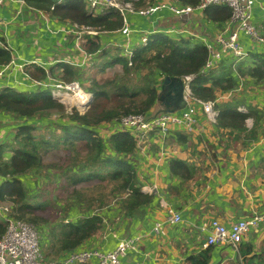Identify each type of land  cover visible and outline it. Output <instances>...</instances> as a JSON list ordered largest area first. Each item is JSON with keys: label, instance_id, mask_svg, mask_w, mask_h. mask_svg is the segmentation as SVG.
Wrapping results in <instances>:
<instances>
[{"label": "trees", "instance_id": "1", "mask_svg": "<svg viewBox=\"0 0 264 264\" xmlns=\"http://www.w3.org/2000/svg\"><path fill=\"white\" fill-rule=\"evenodd\" d=\"M178 1L184 5L196 6L200 0ZM25 2L35 9L49 12L62 21L91 27L97 32L114 31L123 25L122 17L117 11L90 14L83 0H64L63 4L55 0ZM144 3L145 0L134 1V6L140 7ZM202 14L204 19L212 23H222L230 18L231 9L227 5L209 6ZM100 35H94L93 39L88 36L91 40L87 39L86 43V51L101 58L97 72L104 73L107 68L119 64L122 74L102 79L91 77V85L86 91L92 93L93 100L84 113L80 114L75 109H71L70 113L66 112L64 104L53 98L50 90L40 88L28 92L10 87L0 89L1 113L16 118H30L29 122L20 123L16 127L9 142L0 143V176L3 178L0 184V202L11 206L14 217L35 226L46 225L42 216L34 214L35 210L43 208L46 203L38 196L32 197L36 204L30 202L31 194L22 178L29 171L48 172V167H51L62 173L67 172L64 176L67 184L73 189L81 184L108 187L104 194L91 193L79 197L75 192L71 198L83 212L77 214L75 211V216H70L69 211L68 222L50 227L48 233L45 227L42 228V247L45 248L44 255L47 258H58L73 251L100 233L103 222L101 213L106 208L116 206L120 215L133 217L139 209L152 201V196L139 188L134 163L138 148L135 138L124 130L114 131L104 137L98 133L101 124L129 113L152 112V115H156L166 111V106L159 101L161 93L156 75L162 78H181L194 74L191 91L194 96L204 101L217 99L218 92L228 90L236 83L230 74L234 68L231 60V65L227 67H224L226 65L220 60L216 68L204 73L201 71L208 58V50L192 36L170 37L163 33H153L145 45L135 47L129 65L119 47L102 46ZM255 56V66H236V72L240 76L249 75L260 84L264 82V56ZM10 59L9 50L0 47V65L9 63ZM58 65L61 71L54 74L55 70L51 68L49 72L52 75L67 82L81 78L75 67L63 62ZM221 69L222 72L218 73ZM25 70L33 79L47 77V72L37 66L28 65ZM237 104L231 101L217 102L215 108L218 116L215 124L226 131V139L234 141L239 151L262 130L264 109L247 106L246 111L242 112L237 109ZM247 118L252 120L250 128L246 125ZM40 120L43 124L53 126L54 130L49 135L52 139L45 137L42 132H37L39 126L34 122ZM47 124L44 125L46 128ZM6 152L10 153V156L5 159L3 155ZM50 153H54L56 157L53 164L46 165L44 157ZM187 166V162L176 158L169 162L173 175L190 176ZM257 168L264 173V154L259 158ZM5 227V222L0 219V235L5 231ZM213 248L209 246L197 253L188 254L182 264H209ZM250 251L251 246H238L241 256ZM257 264H264V249L258 255Z\"/></svg>", "mask_w": 264, "mask_h": 264}, {"label": "crops", "instance_id": "2", "mask_svg": "<svg viewBox=\"0 0 264 264\" xmlns=\"http://www.w3.org/2000/svg\"><path fill=\"white\" fill-rule=\"evenodd\" d=\"M134 1L140 0H132L133 6ZM155 1L145 0L143 5L134 8L141 9ZM251 18L264 35V0L254 2ZM127 19L132 30L131 38L135 42L142 32L166 34L165 31L170 28L174 31L169 34L170 37H198L203 43L213 41L227 25V20L222 23L206 20L197 10L180 17L171 16L168 10L157 11L149 17L128 14ZM71 25L47 11L33 8L25 0H0V45L8 48L12 60L17 62L40 57L45 62V71L57 67L54 74L61 71L58 65L61 62L76 69L82 68L79 64L83 60V51L77 40L78 34L72 31ZM120 38L119 31L114 30L102 33L99 41L102 46L115 47ZM241 43L252 58H257L255 54L264 56V44L255 43L244 35L241 36ZM34 54L39 55L32 57ZM229 60L233 62L230 74L236 83L232 88L217 93L218 102L238 103L237 109L242 112L247 106L264 109V82L258 84L249 75H238L236 66H252L236 64L230 57L221 59L226 65L224 67L231 65ZM221 72L222 69L218 73ZM156 78L161 77L156 75ZM4 87L28 92L40 90L33 80L24 79L15 69L7 70L0 78V89ZM196 112L191 133L183 129H176L167 136L151 132L138 142L134 155L136 176L140 190L151 195L152 201L133 217L120 215L116 206L106 208L101 213L100 233L89 238L83 246L108 251L114 249L120 239L138 237L139 252L123 259V264L130 261L182 264L188 254L206 249L202 243L207 233L202 227L210 219H218L228 226L240 217L264 211V173L257 168L259 158L264 154V122L257 136L237 151L234 141L226 139L225 130L210 123L201 110ZM29 120L0 112V142L4 137L9 138L20 123ZM15 121L19 123L13 125ZM246 125L251 127L250 118L246 119ZM9 155L6 152L3 156L6 159ZM174 158L187 162L190 176L171 174L169 162ZM2 181L0 176V184ZM143 187H146L145 190ZM147 188H155V192L151 193ZM168 208L181 216L179 224L167 222ZM69 215L74 216L75 211L71 210ZM156 223H159L157 231L154 229ZM241 245L251 246L250 253L241 256L228 244L213 246L209 264H257L258 255L264 249V224L257 232L246 236ZM63 255L65 253L60 256Z\"/></svg>", "mask_w": 264, "mask_h": 264}, {"label": "built area", "instance_id": "3", "mask_svg": "<svg viewBox=\"0 0 264 264\" xmlns=\"http://www.w3.org/2000/svg\"><path fill=\"white\" fill-rule=\"evenodd\" d=\"M55 1L59 4L64 2V0ZM255 1L200 0L196 6H190L180 3L178 0H157L141 9H135L129 0H83L85 8L90 14H104L115 10L122 17L123 25L115 30L121 34V38L115 43V47L120 48L129 65L135 47L145 45L152 31L142 32L139 40L135 42L131 38L132 30L128 24V14L149 17L157 11L168 10L171 16L180 17L195 10L202 12L209 6L227 5L231 9V16L226 21L225 30H220L213 41L203 42L208 50V59L201 70L203 73L205 70L215 67L223 57H230L236 64L242 63L243 65L255 66L256 59L249 55L241 43V36L244 35L255 43L264 44V35L251 18V10ZM71 26L72 31L78 34L77 40L80 49L83 51V60L79 64V67H83L93 55H96L86 51L87 39L91 40L94 35L108 33V31L97 32L91 27L78 26L74 23ZM165 32L169 35L174 31L169 28ZM84 35L87 36L83 37ZM195 39L200 42V38L195 37ZM44 63L40 57L25 62H17L11 58L9 63L0 65V78L7 70L15 69L22 74L24 79L33 80L37 87L42 88V90H50L52 97L62 104H70L69 110L75 109L80 114L87 111L93 100V95L82 88L79 80L67 82L52 75L49 70L46 71L47 77L45 79H33L23 69L25 66L34 65L45 70ZM194 78V74L184 75L180 78L183 84L182 98L185 104L183 108L172 112L162 111L156 115H152V112L122 115L110 122L101 124L98 133L106 137L117 130L128 131L137 143L146 138L151 132L167 136L176 129H183L187 133H191L196 122V111L198 109L204 113L210 123H216L218 111L215 105L218 98L204 101L194 96L191 91V82ZM76 96L81 97V99L73 101L72 98ZM239 109L245 110L244 108ZM160 152L163 153V150ZM145 188L143 187L144 190ZM147 190L151 193L155 192V188H147ZM161 203L164 205V201ZM0 218L6 226L5 231L0 235V264H123V259H129L130 254L139 252V238L125 237L120 239L112 250L101 251L81 246L58 258H47L42 250V234L44 231L40 227L14 217L11 206L4 202H0ZM166 220L175 225L179 224L182 218L174 209L168 208ZM65 222H68V220H65ZM263 224L264 211L252 212L247 216L238 218L228 226L218 219L212 218L202 227V230L207 233L202 247L228 244L234 251H238V246L243 239L249 234L257 232ZM158 228L159 223H156L155 231ZM127 264H141V262L130 261Z\"/></svg>", "mask_w": 264, "mask_h": 264}, {"label": "rangeland", "instance_id": "4", "mask_svg": "<svg viewBox=\"0 0 264 264\" xmlns=\"http://www.w3.org/2000/svg\"><path fill=\"white\" fill-rule=\"evenodd\" d=\"M86 36V35H85ZM28 36H26L27 38ZM29 40H27L28 42ZM81 44V42H80ZM82 45V44H81ZM39 54H34V56H38ZM101 62V58L97 57L96 55H93L92 58H90V61L85 65V67L78 68L77 71L80 74L81 78L79 79L80 84L82 85V88L86 90V88H89L91 85V77H94L96 79H102L106 77H111L115 74H122V69L119 64H116V66L107 68L104 73L97 72L96 68ZM34 66V65H32ZM26 66L23 68L25 71ZM57 67L55 68L56 71ZM156 75V74H155ZM135 77V75H134ZM137 78V77H136ZM162 78V77H161ZM159 78V79H161ZM158 79V80H159ZM134 80V79H133ZM158 87L160 85V82L157 83ZM75 99V98H74ZM70 104L64 105L65 111L70 113V110L68 109ZM161 106V104H160ZM157 105L154 107L153 110H155ZM152 111V110H151ZM12 122V121H11ZM51 122V121H49ZM19 123L18 121H15L13 125ZM36 126H39V129H37V132H42L45 137L52 139V136H49L51 131L54 130L53 126L51 124H47V128L44 126L46 124H43L40 120L34 122ZM44 126V127H43ZM56 130H60L55 128ZM14 136L13 131L9 135V138L4 137L2 142L0 143H6L9 142ZM61 154V153H60ZM62 155V154H61ZM10 156V155H9ZM55 154L50 153L47 156H45V164H53L55 159ZM51 169V171H50ZM51 167H48L47 171L41 170L38 171H29L25 173L22 178L24 180V184L28 188L30 192V202L32 201V197L38 196L40 197V200L46 205L43 208H40L38 210H35L34 214L42 216L45 221L46 225H37L41 229L46 228L47 233L50 231V227L55 226L61 222H65V220H69L70 216L68 215V212L71 210L77 211V214L83 212V209L81 207H78V205L75 203V201L72 200V196L74 197V193L76 192L79 194V197L88 196L91 193H102L104 194L108 187H99V186H86L87 184H81L77 186L75 189L73 187L69 186L67 184L66 178L64 176L67 175V172L62 173L60 170H55ZM50 171V172H49ZM58 173V174H57ZM92 184V183H90ZM34 202V201H32ZM43 203V204H44ZM110 203V201L108 202ZM36 204V202H34ZM257 210V209H254ZM253 211V210H252ZM75 216V215H74ZM79 218V217H78ZM77 218V219H78ZM76 219V220H77ZM60 226V225H59ZM43 253L45 252V248L42 247ZM238 253V251H235Z\"/></svg>", "mask_w": 264, "mask_h": 264}, {"label": "water", "instance_id": "5", "mask_svg": "<svg viewBox=\"0 0 264 264\" xmlns=\"http://www.w3.org/2000/svg\"><path fill=\"white\" fill-rule=\"evenodd\" d=\"M183 84L180 78L164 77L160 84L161 103L166 106V111H174L184 107L182 98ZM164 96V99L162 98Z\"/></svg>", "mask_w": 264, "mask_h": 264}, {"label": "bare ground", "instance_id": "6", "mask_svg": "<svg viewBox=\"0 0 264 264\" xmlns=\"http://www.w3.org/2000/svg\"><path fill=\"white\" fill-rule=\"evenodd\" d=\"M74 98H75V99H74ZM72 99H73V101H79V100L81 99V97L76 96V97H73Z\"/></svg>", "mask_w": 264, "mask_h": 264}, {"label": "flooded vegetation", "instance_id": "7", "mask_svg": "<svg viewBox=\"0 0 264 264\" xmlns=\"http://www.w3.org/2000/svg\"><path fill=\"white\" fill-rule=\"evenodd\" d=\"M161 81H162V79H161ZM162 98L164 99V96H162ZM159 101H161V96L159 97Z\"/></svg>", "mask_w": 264, "mask_h": 264}]
</instances>
